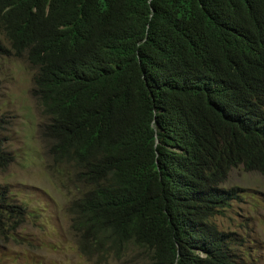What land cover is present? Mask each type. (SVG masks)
Returning a JSON list of instances; mask_svg holds the SVG:
<instances>
[{
  "label": "trees",
  "instance_id": "trees-1",
  "mask_svg": "<svg viewBox=\"0 0 264 264\" xmlns=\"http://www.w3.org/2000/svg\"><path fill=\"white\" fill-rule=\"evenodd\" d=\"M0 32L35 71L47 153L85 188L68 210L81 253L241 264L212 218L240 197L232 169L264 175V0H0ZM6 197L0 231L25 215Z\"/></svg>",
  "mask_w": 264,
  "mask_h": 264
},
{
  "label": "rangeland",
  "instance_id": "rangeland-1",
  "mask_svg": "<svg viewBox=\"0 0 264 264\" xmlns=\"http://www.w3.org/2000/svg\"><path fill=\"white\" fill-rule=\"evenodd\" d=\"M0 42L10 47L1 32ZM34 73L26 57L0 55V115L7 121L2 136L13 157L0 168V187L25 213L19 228L0 231V264H137L135 250L106 263L80 252L68 210L85 188L74 181L72 165L55 164L47 153L41 135L47 117L32 94ZM222 186L237 188L240 197L212 221L234 233L241 264H264V175L241 165Z\"/></svg>",
  "mask_w": 264,
  "mask_h": 264
}]
</instances>
